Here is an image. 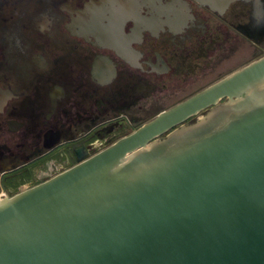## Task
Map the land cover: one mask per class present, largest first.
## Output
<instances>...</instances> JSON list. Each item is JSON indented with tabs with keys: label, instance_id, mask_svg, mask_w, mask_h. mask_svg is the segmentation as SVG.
<instances>
[{
	"label": "water",
	"instance_id": "95a60500",
	"mask_svg": "<svg viewBox=\"0 0 264 264\" xmlns=\"http://www.w3.org/2000/svg\"><path fill=\"white\" fill-rule=\"evenodd\" d=\"M0 264H264V56L0 201Z\"/></svg>",
	"mask_w": 264,
	"mask_h": 264
},
{
	"label": "flooded vegetation",
	"instance_id": "af4514ba",
	"mask_svg": "<svg viewBox=\"0 0 264 264\" xmlns=\"http://www.w3.org/2000/svg\"><path fill=\"white\" fill-rule=\"evenodd\" d=\"M10 4L0 10V201L264 56L245 33L263 25L264 0H34L19 12ZM226 37L229 52L203 71ZM241 40L258 57L208 81Z\"/></svg>",
	"mask_w": 264,
	"mask_h": 264
},
{
	"label": "rangeland",
	"instance_id": "374dc122",
	"mask_svg": "<svg viewBox=\"0 0 264 264\" xmlns=\"http://www.w3.org/2000/svg\"><path fill=\"white\" fill-rule=\"evenodd\" d=\"M29 1H34V0H0V10L2 8L1 4L11 3L10 5L13 7L14 6L17 7L18 12H19V11H21L22 7L27 5V2H29ZM256 15H258L256 19L258 21L262 22L263 25L257 24L256 26L255 25L253 26L255 28L254 32H253L255 35L254 34L251 35L247 32H245V33L248 35L249 39H251L250 40L251 42L254 41L255 45L258 44L262 49H264V37H262V36H264L263 35L264 32L261 31V30H264L263 29L264 28V17L261 15V13L259 11L257 12ZM258 29L260 31H256ZM250 33H252V32H250ZM228 38L226 37V39L221 44V46H218L216 51L213 52V56H211L209 58V60L204 64L203 71H205L206 69L208 70V68L210 67V65H212V63H214V61H216L220 56L227 54L229 52V50H230L229 47L231 46V43L233 41H231V39L230 38L228 39ZM237 43L243 44V45L239 49L235 48L234 53L231 56H229V58H227L226 60L222 61L221 63H219L217 65V67H216V73L217 74L216 73L212 74L209 77L208 81L215 79L220 74L226 73V72H228V71H230L236 67L244 65L248 61L253 60L255 57H258V55H257L258 52L256 51L255 45L249 44L247 41L244 42L243 40L238 41ZM174 88H175V85H174ZM166 105H168V104H162V105H160V107H163ZM146 118H147L146 115L141 116L140 119H138V123L140 121L146 119Z\"/></svg>",
	"mask_w": 264,
	"mask_h": 264
}]
</instances>
